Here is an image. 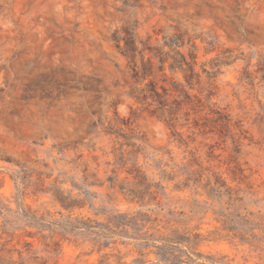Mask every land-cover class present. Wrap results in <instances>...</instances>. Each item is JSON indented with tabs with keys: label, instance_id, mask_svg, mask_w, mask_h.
I'll return each mask as SVG.
<instances>
[{
	"label": "clouds",
	"instance_id": "1",
	"mask_svg": "<svg viewBox=\"0 0 264 264\" xmlns=\"http://www.w3.org/2000/svg\"><path fill=\"white\" fill-rule=\"evenodd\" d=\"M0 264H264V0H0Z\"/></svg>",
	"mask_w": 264,
	"mask_h": 264
}]
</instances>
